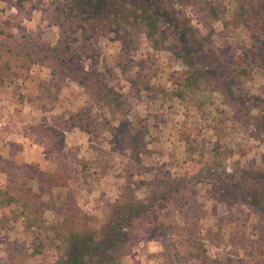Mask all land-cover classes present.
Instances as JSON below:
<instances>
[{
    "label": "rangeland",
    "instance_id": "1",
    "mask_svg": "<svg viewBox=\"0 0 264 264\" xmlns=\"http://www.w3.org/2000/svg\"><path fill=\"white\" fill-rule=\"evenodd\" d=\"M108 1L107 10L111 13L122 9L119 18L85 30L84 18L77 17L72 22L65 18L64 0H0V21H7L18 37L26 34L40 45L56 47L70 43L83 50V56L70 73H53L51 67L41 64H35L22 80H12L5 72V80L0 82V98L5 97L9 103L14 98L24 100L22 96H30L33 101L41 98L44 106L67 103L76 108L74 112L70 110L75 120L77 114L85 112L95 121L91 139L100 144L101 137H109L107 148H103L107 152L103 162L113 168L111 176L124 180L119 195L103 193L110 198L102 199H112L103 215L92 208L95 201L88 208L82 205L87 187H81L85 176L81 171L72 174L80 190L70 191L66 201L55 196L58 189L47 188L42 182L44 173L36 168L28 169L23 178L16 176L14 185L0 189V264H59L64 251L55 247H45L42 254L33 251V233L25 226L32 215V206L43 202L45 217L51 223L62 215L81 212L90 216L82 218L81 225H100L127 189H135L140 198L146 195L147 188L144 193L140 192V182L128 173L132 169L147 171L145 182L167 172L168 177H184L187 185L177 193L180 203L184 204V215H179L180 203L174 204L171 209L175 212L167 224L161 216V222L142 230L140 241L127 251L137 248L141 241L144 244L157 241L162 244L161 252L170 250L173 254L174 237L168 225L184 216L197 220L198 235L205 240L209 258L227 260L231 256L234 264H251L249 248L255 237L256 210L244 202L227 207L214 198L211 184L198 178L203 176L205 161L216 146L229 170L246 163L264 167V20L255 22L252 18L258 8L264 16V0H167V6H158L164 19L161 30L170 36L173 31H180L179 39H167L166 45L174 48L180 45L187 57H191L192 63L188 64L176 52L154 48L142 23L133 18L136 9L146 1L157 0H126V6L117 0ZM213 9L219 17H211ZM248 9L252 14H245ZM170 13L178 17H168ZM184 26L190 29L185 30ZM97 31L102 32L97 34ZM204 62L208 76L202 78L200 89L182 90L184 96L176 97L175 92L182 88L188 69ZM42 69L54 75L47 82L50 87L33 86L22 94L30 74L38 77ZM102 84L113 87L126 98L118 102L107 100L101 90L98 92ZM3 108L6 112L0 114V129L14 115L12 108ZM42 117V114L41 118L37 117V136L50 133L51 149L59 150L64 146L63 134L52 126L46 127ZM165 121L170 123L166 128L162 125ZM77 124L85 130L83 122ZM173 136L182 138L183 143L170 145L167 139ZM80 147L78 144V153ZM152 150L155 155L159 153L157 157L145 159ZM179 153L183 161L177 158ZM175 163L181 167L179 174L168 168ZM77 164L78 167L85 165L84 156L78 157ZM8 165L12 167L13 163ZM10 197L20 198L21 202L8 201ZM24 202L28 205L24 206ZM147 253L153 259L154 254ZM159 261L163 264L162 258Z\"/></svg>",
    "mask_w": 264,
    "mask_h": 264
},
{
    "label": "trees",
    "instance_id": "2",
    "mask_svg": "<svg viewBox=\"0 0 264 264\" xmlns=\"http://www.w3.org/2000/svg\"><path fill=\"white\" fill-rule=\"evenodd\" d=\"M101 1L83 0L82 9V0H64L62 13L69 22L75 21L77 17L84 18L85 22L82 25L85 30L99 23H105V20L112 22L119 18L122 9H119L116 14L111 13L107 10L109 1L103 0L105 3ZM117 1L121 5H127L126 0ZM167 4V0L163 2L157 0L155 3L146 1L143 7L135 8L136 13L133 18L138 23H142L144 33L154 48H167L176 52L187 64L192 63L191 57H187V53L180 45L177 48L166 45L167 39H179L180 35V31H173L170 36L161 30L164 19L160 16V12L163 11L158 9V6H167ZM103 7L105 10L100 11L99 9ZM245 14L252 13L248 9ZM167 16L178 17L172 13ZM211 17H219L215 9ZM252 18L255 22L263 21L262 11L259 8L256 9ZM113 24L116 25L117 22ZM184 29L189 30L190 27L184 26ZM101 32L97 31V34ZM82 56L83 50L74 48L70 43L50 47L38 44L26 34L18 37L7 21H0V82L5 80V72L12 76V80L27 78L35 64L47 65L51 67L53 73H70ZM209 63L212 64V62ZM206 66L207 63L204 62L199 67H190L187 76L181 82L182 88L175 92V96L182 98L184 96L182 90L192 92L200 89L202 78L208 76ZM75 78L79 83H84L81 77L76 75ZM100 90L104 98L109 101L118 102L126 98L123 93H119L113 87L108 88L106 84H102L98 92ZM75 122H83L85 131L93 132L95 121L93 122V119L85 112L77 114ZM92 124L93 129H91ZM220 155L216 146L210 152L209 159L205 161L203 176L198 180L206 179L211 184L214 198L225 203L227 207L234 206L237 202H244L256 210L257 221L253 226L255 237L251 239L249 252L253 258L251 264H264V167L246 163L229 170L225 168L224 159ZM166 174L167 172L162 177H154L144 182L143 185H146L147 191L142 198L134 193L135 189L131 191L127 189V192L112 205L105 221L93 227L81 225L82 218H90L89 215L81 212L70 216L62 215L55 223H51L45 217L44 203H35L32 206V215L25 222L26 228L33 233L31 242L33 251L36 254H42L45 247H55L64 251L59 264H117L120 252L126 251L140 241L142 230L160 223L161 216H163V222L167 224L170 216L175 212L171 209L172 206L182 201L177 197V193L187 185L184 177H168ZM42 178V181H52L56 175L44 173ZM8 201L19 203L21 199L10 197ZM23 205L27 206L28 203L24 202ZM166 206H168L167 210ZM182 206H184L183 203L178 205L179 215L183 214ZM168 229L174 237V252L172 254L170 250H165L157 254L159 259L162 258L163 264H234L231 256H227V260L224 257L209 258L207 256L205 240L198 235L197 220L180 216L178 221L168 225Z\"/></svg>",
    "mask_w": 264,
    "mask_h": 264
},
{
    "label": "crops",
    "instance_id": "3",
    "mask_svg": "<svg viewBox=\"0 0 264 264\" xmlns=\"http://www.w3.org/2000/svg\"><path fill=\"white\" fill-rule=\"evenodd\" d=\"M37 74L39 75L38 77L37 75H33V73L30 74V80L25 81L27 86L21 91L22 94L27 93V89L33 86H39L41 88L50 87L47 82H50L54 75L46 69H42V72L39 70ZM22 97L24 100L14 98L13 101L9 100V103H7L5 97L0 98V114L3 115L6 112L3 108L5 107L6 109V106L12 108V112L14 113L13 117L8 119L6 125L0 129V189L14 185L17 180L16 176L21 175L23 178L22 174H25L28 169L36 168L39 172L56 175V178L52 181L42 182L50 190L53 189L56 191L58 189L55 196L66 201L70 191L80 190V187H76L78 185L72 177V174H75L78 170L85 174L82 177V182H80L81 187H87L86 195L83 199L85 202L82 205L88 208L91 206V202L95 201L92 208H95V211H99L105 215L107 212L105 206L112 199H102V197L110 198L103 193L106 192L109 195L117 193L119 195L124 182L123 178L118 177L115 179V176H111L113 168L108 167L103 162L104 155L107 153L103 148H107L108 146V135L107 137L100 138V144L91 139V134L80 128L75 122V117L71 111L74 112L76 108L72 107V105H67V103L61 104L59 102L54 104L48 103L44 106L41 105V98L40 100L35 98L36 100L33 101L30 96ZM41 114L43 115L42 118H44L43 121H45L46 127L52 126L63 134L64 146L59 148V150L54 151L51 149L50 140L53 137L50 133H41L40 137L37 136L36 130L39 124L37 117L41 118ZM167 122L162 123L165 128L170 124ZM167 140H169L172 146H176L175 143L178 146L183 143L182 138L176 139L174 136ZM78 144L81 145L79 153L77 148ZM115 154L118 155L117 152ZM155 154L152 150L144 158L150 157L153 159L159 153L157 155ZM82 156L85 158V165L78 167V157ZM177 158H182L180 153L177 155ZM158 159H160V156ZM168 160L170 161V159ZM183 160L184 158L181 161ZM9 162L13 163L12 167L8 165ZM177 166L178 164L175 163L169 165L168 168L173 173L177 172L179 174L181 173V167ZM128 173L140 182L141 188L139 191L144 193L146 186L143 183L145 180H148L146 177L148 172L142 173L136 170L133 171L132 169ZM30 183L32 184V182ZM100 191L101 193H99ZM161 250L162 244L160 242L154 241L151 244H144L141 241L137 248L132 251L126 250L120 252L117 264H160V259L157 257V254ZM147 252L154 254L153 259H150Z\"/></svg>",
    "mask_w": 264,
    "mask_h": 264
}]
</instances>
